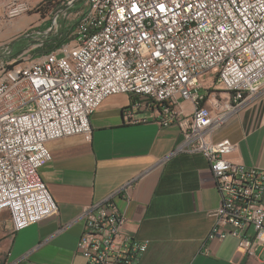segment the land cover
<instances>
[{"label":"built area","instance_id":"built-area-1","mask_svg":"<svg viewBox=\"0 0 264 264\" xmlns=\"http://www.w3.org/2000/svg\"><path fill=\"white\" fill-rule=\"evenodd\" d=\"M79 1L69 41L27 63L20 62L26 51L0 63V212L9 214L12 232L58 211L40 173L52 157L47 143L75 135L91 141L94 111L126 93V123L175 124L177 150L207 158L220 196L208 238L234 236L238 252L258 256L264 168L232 160L236 143L215 135L264 94V0H62L57 13ZM26 9L15 3L9 14ZM207 73L219 91L203 92ZM80 218L75 251L85 264H139L148 240L125 231L113 195Z\"/></svg>","mask_w":264,"mask_h":264},{"label":"crops","instance_id":"crops-1","mask_svg":"<svg viewBox=\"0 0 264 264\" xmlns=\"http://www.w3.org/2000/svg\"><path fill=\"white\" fill-rule=\"evenodd\" d=\"M3 3L0 0V63L15 56L10 44L17 38L44 36L39 28L30 29L35 15L5 19ZM67 11L69 6L59 13L62 32L69 28ZM212 76L207 73L202 81ZM131 99L130 94L117 93L102 101L91 116V141L75 135L47 143L52 157L40 173L58 211L17 232H12L9 214L0 212V264H85L75 251L80 214L110 195L126 218L125 231L148 240L139 264H258L264 257V249L258 256L238 252L234 236L208 238L214 221L209 212L219 206L220 196L207 158L177 150L181 134L175 124L126 123L122 112ZM180 108L187 114L193 106L183 101ZM222 137L236 143L232 160L264 168V94L218 130L215 138Z\"/></svg>","mask_w":264,"mask_h":264},{"label":"rangeland","instance_id":"rangeland-1","mask_svg":"<svg viewBox=\"0 0 264 264\" xmlns=\"http://www.w3.org/2000/svg\"><path fill=\"white\" fill-rule=\"evenodd\" d=\"M19 2H24L27 6V9L22 10L15 15H10L9 10L11 9V7L14 6L15 3L17 4ZM61 2L62 0H17L16 2L14 0H4L2 7L4 9L3 16L5 19L16 18L26 14L35 15L36 20L33 24H37V25L32 24V27L30 29L39 28V30H42V33L44 34V36H21L10 44V51L13 53V55L20 53L28 45L27 48H25L26 50L25 54L27 57H29V59L23 58L20 60V62L27 63L30 59L37 57L41 53L39 52L35 54V52H37V48H40L41 50L46 49V46H42L40 40L45 39L46 37L59 31L60 19H59V13L57 12L62 7ZM81 7H83V2L79 1L78 3H76V8H74L73 10L69 9V11H67L66 16L68 15L69 16L67 19L64 20H66V22H69L68 25H71L75 22L76 18L74 12L76 11L77 8H81ZM44 18H47L48 22L46 24L42 22ZM68 32L69 30L65 29L62 34L67 35ZM12 57L13 56H11V58ZM208 80L209 81L206 80L203 81V85L205 84L204 85L205 92L209 94L213 91H219L218 84L215 81V76L213 75L212 78ZM260 256H264V252H262Z\"/></svg>","mask_w":264,"mask_h":264},{"label":"trees","instance_id":"trees-1","mask_svg":"<svg viewBox=\"0 0 264 264\" xmlns=\"http://www.w3.org/2000/svg\"><path fill=\"white\" fill-rule=\"evenodd\" d=\"M73 24L69 25V32L71 30ZM62 31H58L56 33H53L52 35L46 37L45 39L40 40V43L42 44V46H46L45 50H41L40 48H37V52H47V51H51L54 50L55 48H57L58 46H60L62 43L67 42L68 41V34L67 35H63Z\"/></svg>","mask_w":264,"mask_h":264}]
</instances>
